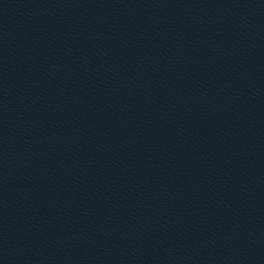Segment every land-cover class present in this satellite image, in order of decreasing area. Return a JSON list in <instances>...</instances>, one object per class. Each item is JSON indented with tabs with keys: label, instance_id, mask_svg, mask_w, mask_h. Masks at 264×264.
<instances>
[{
	"label": "water",
	"instance_id": "water-1",
	"mask_svg": "<svg viewBox=\"0 0 264 264\" xmlns=\"http://www.w3.org/2000/svg\"><path fill=\"white\" fill-rule=\"evenodd\" d=\"M0 264H264V0H0Z\"/></svg>",
	"mask_w": 264,
	"mask_h": 264
}]
</instances>
